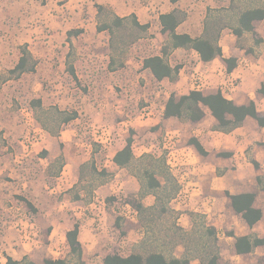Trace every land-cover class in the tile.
Returning a JSON list of instances; mask_svg holds the SVG:
<instances>
[{
	"label": "rangeland",
	"instance_id": "374dc122",
	"mask_svg": "<svg viewBox=\"0 0 264 264\" xmlns=\"http://www.w3.org/2000/svg\"><path fill=\"white\" fill-rule=\"evenodd\" d=\"M227 4V0H177L175 4L170 0H0V75L14 67L23 45L37 61L34 74L0 85V226L9 216L20 213L23 221L35 228L37 238L33 243L38 241L46 250L52 221L60 223L61 228L77 223L79 228L82 225L79 237L84 264H102L104 257L113 254L128 256L142 238L136 213L128 203L139 192V184L128 171L118 169L112 157L128 139L132 140L135 157L145 153L164 156L162 140L170 134L176 137L179 150L191 165L186 171V181L196 184L189 198L177 201L175 198L171 202V207L180 213L178 224L188 230L190 214L204 216L207 224L218 231L219 264H264V247L238 256L234 239L228 237V234L264 235V192L257 188L255 181L264 176L260 146L264 142V130L248 119L242 128L229 135L215 133L211 131L214 120L207 111L199 123L163 119L167 99L191 92L195 73L201 74L205 81L203 94L220 91L224 96L237 95V104H248L247 99L253 98L252 102L264 115V97L257 93L264 85V21L255 24L256 38L247 36L240 42L245 48H252L254 55L240 49L229 31L223 33L222 58L212 64L222 78L217 86L213 87L205 78L193 52L180 50L169 56L172 66L182 67V76L179 74L176 83H157L142 69V60L159 55L166 41L158 23L161 14L174 8L183 10L188 18L178 33L195 37L201 33L206 9ZM95 5L108 6L119 17L134 14L141 24L150 26L152 37L135 44L128 52L124 67L115 72L108 68V35L97 32ZM74 30L82 33L71 36L72 48H69L67 33ZM255 39H261L262 43L255 45ZM68 53L76 81L66 72ZM228 58L237 61L230 74L226 73L223 62ZM228 80H236L231 89L224 87ZM37 99L44 108L56 106L62 111H75L78 119L66 126L58 139L52 138L34 118L30 102ZM146 109L154 112L153 120L141 118ZM92 127L111 130L114 142L109 149L93 143L89 134ZM29 134L48 135L53 139L48 151L36 144L25 149L24 140ZM192 138L200 142L207 156H200L189 145ZM59 143L63 145L62 151ZM60 153L64 155L65 166L57 175L58 164L54 160ZM221 153L232 156L223 158L219 156ZM91 157L98 169H105L111 177L94 192L89 204L85 201L88 200L85 191H80L85 199L75 202L72 198L76 191L71 190L77 182L78 166ZM250 158L259 163V170L252 167ZM49 165L52 168L47 170ZM226 192L255 195L254 206L262 212V218L252 230L233 212ZM149 200L152 197L143 202L148 204ZM24 201L32 205V210ZM117 218L122 220L120 229L115 227ZM0 243L4 247V241ZM58 248L59 258H63L67 249L63 244ZM181 252L178 248L176 256ZM5 257L2 251L0 261L6 260ZM45 259V253L35 256L37 263Z\"/></svg>",
	"mask_w": 264,
	"mask_h": 264
},
{
	"label": "trees",
	"instance_id": "16d2710c",
	"mask_svg": "<svg viewBox=\"0 0 264 264\" xmlns=\"http://www.w3.org/2000/svg\"><path fill=\"white\" fill-rule=\"evenodd\" d=\"M149 1V0H146ZM177 0H170L175 4ZM227 6L220 8H207L202 22L201 33L192 37L189 34L178 33L177 29L186 22L188 15L181 9L174 8L170 12L161 14L158 18L160 33L166 36L159 55L149 56L142 60V69L147 71L157 83L168 81L176 83L182 67L172 66L169 56L176 50L193 52L199 61L208 64L222 58L220 41L225 31L236 39L240 49L249 55H254L252 48H245L240 42L247 36L257 37L255 24L264 21V0H227ZM97 32L108 35L109 65L111 72L124 67L129 50L140 40L151 38L149 24H141L134 14L119 17L108 6L95 5ZM81 30L69 31L67 42L69 48L71 36L81 34ZM261 39H255L254 44L260 45ZM226 73L230 74L237 66L234 58L223 60ZM66 72L76 81L73 61L70 53L65 60ZM37 61L26 45L19 48V58L14 67L0 75V85L9 81H18L23 76L36 72ZM257 93L264 97V85ZM33 115L40 128L50 137L58 139L66 126L78 119L75 111H62L56 106L44 108L39 99L30 102ZM206 111L214 120L212 132L229 135L243 127L251 119L264 130V115L258 111L254 102L246 105H237L227 99L220 91L205 95L201 92L191 91L186 95L176 97L171 95L163 109V119H176L182 123L201 122ZM189 145L202 157L207 156L200 142L196 138L189 140ZM263 151L264 142L260 144ZM60 151L63 145L59 144ZM220 157L230 158L231 153H221ZM58 164L60 174L65 158L62 153L54 160ZM112 163L118 168L128 171L139 184V192L128 202L136 213V220L142 230V238L130 254L122 257L117 254L103 258L102 264H219L220 247L218 231L214 226L207 224L206 218L200 214H190L191 227L185 230L178 224L180 213L171 207V202L179 193V185L166 166L165 156L142 154L135 157L132 149V140L128 139L125 146L115 153ZM249 163L255 170H259V163L253 158ZM52 165L47 167L50 170ZM111 175L105 169H98L94 158L80 165L78 178L71 191H76L73 200L83 201L80 191H85L89 204L94 192L105 185ZM257 188L264 192V176L255 179ZM233 212L240 216L246 227L252 230L261 220L262 212L255 208V195L253 193H240L232 195L228 192ZM153 198V204L145 206L143 201ZM27 208L32 205L24 201ZM122 220L117 218L115 227L121 228ZM79 225L75 223L65 234L68 248L63 258L45 259L42 264H84L83 251L78 241ZM234 250L238 256L249 255L256 249L264 247V235H249L235 237ZM178 248L182 249L180 256H176ZM6 264H36L28 256L20 261L6 259Z\"/></svg>",
	"mask_w": 264,
	"mask_h": 264
},
{
	"label": "built area",
	"instance_id": "2783aa9c",
	"mask_svg": "<svg viewBox=\"0 0 264 264\" xmlns=\"http://www.w3.org/2000/svg\"><path fill=\"white\" fill-rule=\"evenodd\" d=\"M192 91L201 92L205 88V81L203 77L199 73H195L192 75ZM236 85V80L231 81L228 80L225 88L228 86L230 89ZM227 89V88H226ZM29 116V115H27ZM146 121H151L154 119V112L150 109H146L142 115ZM28 121V117L26 119ZM29 124V122H27ZM92 141L95 145L100 147L101 149L107 150L109 149L114 142V135L108 128L105 127H92L89 132ZM39 141V137L36 134H29L26 136L24 140V148L27 149L33 145H35ZM162 149L163 154L166 159V166L169 169V172L173 177H175L178 181V185L181 186V191H179L176 196L177 200H185L189 198L190 193L194 190L196 184L187 180V170L191 168L189 161L187 160V156L179 150L178 141L176 137L166 134L162 140ZM177 176L179 178H177ZM12 227L16 230L19 235L20 242L22 243H33L37 238V233L33 225H30L27 221H23L20 213H16V215L12 218ZM2 230V229H0ZM2 232L0 231V234ZM4 238V236H3ZM3 244V242H1ZM0 243V257L1 252L3 251V245ZM4 264H6L4 262Z\"/></svg>",
	"mask_w": 264,
	"mask_h": 264
},
{
	"label": "crops",
	"instance_id": "0c3cea01",
	"mask_svg": "<svg viewBox=\"0 0 264 264\" xmlns=\"http://www.w3.org/2000/svg\"><path fill=\"white\" fill-rule=\"evenodd\" d=\"M178 29H177V32H178ZM176 51H180V50H176ZM199 64L202 66V70H203V74L205 75V78L209 80V82L211 83V85L213 87L222 83V78L220 77V75L215 73L216 70L214 69V66L212 65L213 62L208 63V64H203L199 61ZM180 76H182V73H180ZM225 97L229 100H232L234 103L238 102L237 95H235V96L233 95L232 97H230V96H225ZM252 99L253 98H248L247 102L249 103L250 101H253ZM246 104L247 103L239 102L237 105H246ZM51 140H53V139L49 138L48 135H40L39 141L36 143V146H39V147L43 146V148L48 151L49 144H51ZM59 144H61V143H59ZM79 167H80V165L78 166V169H79ZM149 198H151V197H148L147 199H149ZM152 204H153V198L151 201L149 200L148 204L144 203L145 206H150ZM77 215H79V214H77ZM8 218H9V220L3 221L2 225L0 226V227H2L1 228L2 233L0 234V241L1 240L4 241L3 251H4L5 256H6L5 258H11L14 261H20L23 257L28 256L36 264H42V263H37L35 261L36 255L45 253L46 259H58L59 258L58 246L62 245V244L64 245V249L65 250L67 249V252H68V248H67V245L65 242V234L68 231H70L73 226L69 225L67 228H61L59 226L60 223H55L52 221L51 227H53V229L50 231V233L47 236L48 241H49V246L45 250L44 247L39 245L38 241L35 243H32V244H26V243L20 242V238H19L18 233L12 227V218L13 217L9 216ZM80 228H82L81 224H80ZM80 228H79V233H80ZM3 236H4V238H3ZM79 236L80 235H78V241L82 247V242H81ZM5 261L6 260L2 259L0 261V264H4ZM83 261H84V259H83Z\"/></svg>",
	"mask_w": 264,
	"mask_h": 264
}]
</instances>
